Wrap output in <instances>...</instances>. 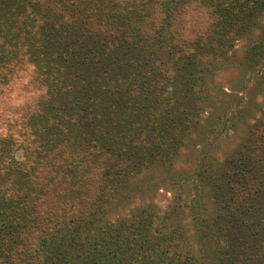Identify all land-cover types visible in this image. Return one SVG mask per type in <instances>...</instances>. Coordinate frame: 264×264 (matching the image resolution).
I'll list each match as a JSON object with an SVG mask.
<instances>
[{"label":"trees","instance_id":"obj_1","mask_svg":"<svg viewBox=\"0 0 264 264\" xmlns=\"http://www.w3.org/2000/svg\"><path fill=\"white\" fill-rule=\"evenodd\" d=\"M16 2L0 0V101L10 105L19 66L45 92L0 105V264H192L164 212L112 221L109 207L128 180L178 156L214 62L259 26L264 0ZM262 41L249 59L264 57ZM226 167L213 194L220 259L264 264V117Z\"/></svg>","mask_w":264,"mask_h":264},{"label":"rangeland","instance_id":"obj_2","mask_svg":"<svg viewBox=\"0 0 264 264\" xmlns=\"http://www.w3.org/2000/svg\"><path fill=\"white\" fill-rule=\"evenodd\" d=\"M34 1L39 6L45 4L50 12L55 8L57 12L75 8L72 0H64L59 7L50 0ZM16 3L18 6L19 0ZM2 17L9 19L3 14ZM70 17L67 19L76 16ZM263 39L264 13L258 27L239 40L227 56L214 62L213 71L206 77L209 104L178 156L172 161L157 162L128 180L110 205L108 219L114 221L127 217L134 210L156 207L166 214L170 225L183 228L191 245L192 264H223L220 258L225 250L219 231L220 209L213 194L221 182L219 177L227 169L228 159L264 117V57L249 59L252 48L260 45ZM14 70L22 76L14 84L17 89L9 95L10 105L5 102L6 110L24 107L29 99L33 100L34 94L39 101L45 92L36 75L33 79L34 71L26 78L20 66ZM4 100L0 105H5ZM15 156L23 161L24 149L16 150Z\"/></svg>","mask_w":264,"mask_h":264}]
</instances>
